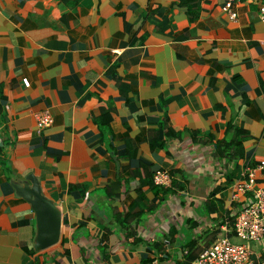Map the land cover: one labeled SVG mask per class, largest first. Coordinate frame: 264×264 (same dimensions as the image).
<instances>
[{"label": "crops", "instance_id": "0c3cea01", "mask_svg": "<svg viewBox=\"0 0 264 264\" xmlns=\"http://www.w3.org/2000/svg\"><path fill=\"white\" fill-rule=\"evenodd\" d=\"M262 4L0 0V264H186L215 241L251 197L234 184L264 185ZM31 176L60 220L43 249Z\"/></svg>", "mask_w": 264, "mask_h": 264}, {"label": "built area", "instance_id": "2783aa9c", "mask_svg": "<svg viewBox=\"0 0 264 264\" xmlns=\"http://www.w3.org/2000/svg\"><path fill=\"white\" fill-rule=\"evenodd\" d=\"M229 1L223 10L230 19L236 17ZM260 20L264 23V4L259 8ZM25 86L29 83L23 80ZM52 124L50 114L45 111L37 116L36 128L40 132ZM264 169V160L257 166ZM247 179L240 180L234 184L232 197L238 201L239 197L247 191H251V197L246 198L237 213L231 214L220 224V233L215 241L205 246L198 253L192 264H264L254 256L252 243L260 241L264 236V185L253 187L254 172L248 171L244 174ZM153 184L167 188L171 186L170 175L162 169H156L152 174ZM237 238L240 242H234Z\"/></svg>", "mask_w": 264, "mask_h": 264}, {"label": "water", "instance_id": "95a60500", "mask_svg": "<svg viewBox=\"0 0 264 264\" xmlns=\"http://www.w3.org/2000/svg\"><path fill=\"white\" fill-rule=\"evenodd\" d=\"M31 186L16 187V193L26 199L34 212L37 237L34 248L43 249L57 242L60 220L54 203L41 193L37 179L31 176Z\"/></svg>", "mask_w": 264, "mask_h": 264}, {"label": "trees", "instance_id": "16d2710c", "mask_svg": "<svg viewBox=\"0 0 264 264\" xmlns=\"http://www.w3.org/2000/svg\"><path fill=\"white\" fill-rule=\"evenodd\" d=\"M235 132H236V134H239V133H241V131H239V130H234ZM236 140V139H235ZM233 142H235V141H233ZM232 142H228V144L227 145H225V146H223L222 147V150L224 151V153L226 154V157H229V156H231V157H234V156H236V154H234L233 153V151H235V150H239V145H240V141L239 140H236V142L234 143V145H231L230 146V144H231ZM219 146V145H218ZM229 146H230V148H233L232 150V153H229V154H227V152H228V148H229ZM197 256H195L194 254L193 255H190V256H188L187 257V260H188V262H186V264H191V262H193L194 261V259L196 258Z\"/></svg>", "mask_w": 264, "mask_h": 264}, {"label": "rangeland", "instance_id": "374dc122", "mask_svg": "<svg viewBox=\"0 0 264 264\" xmlns=\"http://www.w3.org/2000/svg\"><path fill=\"white\" fill-rule=\"evenodd\" d=\"M233 241H234V242H240V240L237 239V238H234Z\"/></svg>", "mask_w": 264, "mask_h": 264}]
</instances>
